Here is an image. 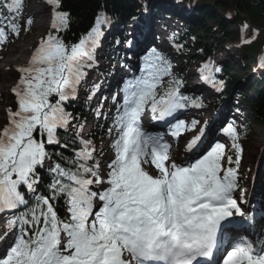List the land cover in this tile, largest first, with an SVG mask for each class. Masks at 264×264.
Masks as SVG:
<instances>
[{
  "label": "snow or ice",
  "instance_id": "1",
  "mask_svg": "<svg viewBox=\"0 0 264 264\" xmlns=\"http://www.w3.org/2000/svg\"><path fill=\"white\" fill-rule=\"evenodd\" d=\"M47 3L53 31L16 69L15 108L6 109L0 126V242L7 244L0 264H264V238L239 232L255 228L257 218L242 208L243 192L235 195L243 148L234 123L221 126L230 147L206 144L205 122L186 145L188 158L178 160L165 134L146 129L143 117L150 113L179 139L200 124L180 114L204 104L182 92V77L152 48L135 71L121 65L131 76L94 109L110 120L108 134L116 133L114 158L102 170L93 140L67 106L82 89L89 101L102 92L104 80L89 85V73L99 66L97 50L111 19L100 13L86 35L68 44L61 33L70 27V13L61 10L62 0ZM24 8V0H0V49L21 35ZM220 71L212 62L199 69L216 92L223 90ZM109 99L114 109L104 112ZM61 132L73 134V155L57 153V162L48 146L61 144Z\"/></svg>",
  "mask_w": 264,
  "mask_h": 264
},
{
  "label": "trees",
  "instance_id": "2",
  "mask_svg": "<svg viewBox=\"0 0 264 264\" xmlns=\"http://www.w3.org/2000/svg\"><path fill=\"white\" fill-rule=\"evenodd\" d=\"M152 1L62 0L61 10L70 13V27L61 35L66 43H76L82 35H86L90 31L95 24L96 17L100 13H106L110 17L112 24L118 19L126 20L128 16L130 18L135 17L140 5L146 9ZM172 2H182L184 6L190 9L188 21L183 26V38L180 39L181 36L179 35L173 40V53H178L189 47L194 52L195 59L202 62V66L206 62H212L221 69L217 73V78L223 81V90L222 92H217L219 96L217 102L220 104L224 103L221 99L234 93L238 78L233 76L230 65H217L214 60V54L235 37L239 38L243 47V56L240 59L238 58L239 61L235 64V67L245 72L252 69L256 70L258 80L264 85V69L259 70L257 68V61L264 57V0H174ZM183 8L178 6L181 13H187ZM157 13L161 14L159 11ZM245 25L248 26L247 29L244 28ZM108 27L104 29V32ZM49 31L53 30L49 28L47 34ZM213 32L218 33L219 40H215L213 44L208 45L204 41L210 35H213ZM246 40L250 42L246 43ZM209 86L213 88L211 85ZM250 89L249 86L247 90L250 92ZM256 95L258 100L245 98V103L251 109L255 118L253 123H244L243 125L242 139L245 141L249 138L251 125L254 127L255 125L264 126V93L256 92ZM82 96L85 98L87 93L82 94ZM238 96L244 98L245 94L238 91L236 97ZM11 108H15V101ZM67 110L78 118L75 123H83L86 119L94 120L95 131L92 138L96 142L108 136L109 120L103 117L98 118L94 113H91L87 109L84 99H77L71 102L67 106ZM60 135L63 137L60 145L48 146V150L53 154L54 160H57V153H60L65 158L73 155V134L69 133L66 135L61 132ZM65 142H67L68 147H63ZM57 162L59 161L57 160ZM41 175L43 180L47 182L48 177L44 173H41ZM242 184L241 188L245 191L247 189L246 183Z\"/></svg>",
  "mask_w": 264,
  "mask_h": 264
},
{
  "label": "rangeland",
  "instance_id": "3",
  "mask_svg": "<svg viewBox=\"0 0 264 264\" xmlns=\"http://www.w3.org/2000/svg\"><path fill=\"white\" fill-rule=\"evenodd\" d=\"M158 7L157 8H163L166 9V5L167 3H169V0H156ZM46 6V14L48 16V23L42 27V29L39 32H35L32 30V25H30V30H24L23 25L25 24L26 21V17L28 16V11L23 12L22 17L20 19V23L22 24V31H21V35L19 36V38H15L12 37L11 39H13V43L15 45H22L23 43L20 41L22 39L23 42H30L32 43V47L30 49V51H28V54L26 56H16L14 59H20L21 62H23L22 64H19L21 62H19V65H16V67H21L24 65H27L30 61V57L34 51V49L38 46L39 44V40H41L42 38L45 37L47 30L49 29V26L51 24V6L47 3V0H30V2L28 3L27 7L31 6V8L33 6L39 5L42 7ZM42 4V5H41ZM180 5V4H179ZM177 4V7L179 6ZM44 6V7H45ZM30 8V9H31ZM156 8V9H157ZM185 9V8H184ZM138 10L142 11L141 5L139 6ZM187 10V8H186ZM169 13H166L170 16H167L169 18H172L171 16L177 17L182 16L183 14L178 13L175 9H173L172 11L169 10ZM187 14V13H185ZM187 16V15H186ZM141 17V16H140ZM183 17V16H182ZM145 17L142 16L140 18V20L135 19V21H131L130 23V27L132 28L131 30H129L128 28L126 29V36L132 33H136V32H140L143 37L146 40L140 41L139 45H141L139 47V49H136V45L134 46V50L137 51V53L140 55L139 56V61L137 62V68L138 66L141 64V57L143 55H145L150 49H152L151 47H149V42L150 44L151 42L154 40V43L156 44V50L159 52H163L164 54L170 56L171 59V63L173 64V71L174 73H176L177 75H183L184 72L187 73V78L185 79L186 82V93H188L189 88H192L193 90L196 89L198 86L197 84H194L193 82L195 81V79L199 80V77L197 74L199 72V67H200V63L199 61H195V54L193 53V51L191 50V48L186 47V51L189 52L187 55L185 54H180L179 56L174 54L171 55V51H169V49H171V43L169 45V43H165L164 39L165 34L163 33H159L157 34V30H161V27L163 25H167L168 27H170L171 29V33L175 34L176 36L182 35L183 32V26L185 25V20L182 21L179 26L178 25H173L172 21L167 19V18H163V19H158V18H152V15L149 14L147 19H144ZM181 18V17H180ZM183 19V18H182ZM42 23V18L39 19L38 15H37V24H41ZM121 23H119L118 27L117 25L115 26V28L117 30L121 29ZM148 24V25H147ZM115 29V30H116ZM145 30H148L152 35H154V37H151V35H147V32ZM235 30V29H233ZM26 31V32H25ZM110 31H108L109 33ZM213 35H210L209 38L207 40H205L204 42H206L208 45H211L215 42V40H219V36L218 33L213 32ZM110 34V33H109ZM125 34V33H124ZM159 35H161V37H158ZM172 37V36H171ZM111 38V36H110ZM181 38H183V36H181ZM180 38V39H181ZM14 39H19L18 41L14 40ZM104 41H102V48L101 51L98 53L100 56H104L103 52H110L111 54L109 55V58H114L115 61L111 64H115V67H120L119 63H120V58H119V47L118 45H116L115 47H113L112 49L107 48L106 46L103 45ZM119 44V43H118ZM147 44V45H146ZM242 43L240 42L238 37H235L228 45H226L225 47H223L222 49H220L219 51H217L216 54H214V58L217 62V64L219 65H230V67L232 68V72H233V76H236L239 80V82H236V89L238 90L239 88L242 89L243 88V92H245L246 96L249 97V93L246 92L245 90V85L248 84L250 81L252 84H254L255 82L252 80L253 78H255L256 76L255 70H249L247 73L243 72L242 70L236 68L235 64L239 61L238 58H242ZM27 49H29L27 47ZM128 51V50H126ZM27 53V52H26ZM106 54V53H105ZM137 54V55H138ZM2 55V54H0ZM24 59V60H23ZM124 60V57H123ZM194 60V63H193ZM6 63V60L1 61L0 60V64ZM195 66V67H193ZM114 67V68H115ZM121 68V67H120ZM258 68H261V65L258 64ZM19 78V72L18 71H14V74L12 76V78H10V81L4 82L2 84H0L1 87H4L6 90L5 94H1L0 93V126H3L6 123V109H8L12 104H13V100L15 99L14 95L11 92V89L16 85L17 81ZM258 82H260V80H258ZM4 84V85H3ZM257 84V83H255ZM0 87V88H1ZM207 93L210 96V99L208 101H203V104L205 105L206 103V108L205 110H197V108L192 107V111L196 113V118L199 119L200 124L197 125L196 130H191V131H187L186 133H184L182 135V137H180L179 139H176L174 143L172 144L173 147L176 146H180L183 149V154L181 156H175L178 160H185L188 158V155L186 154L185 148L188 142H190V140L192 138H194L198 133H199V129L201 127L204 126V123L207 122L208 127L205 129V134L208 137L207 141H205L206 144L208 143H213L214 140V136L216 135L217 131L220 129L222 130V128H220V126H226L224 123L227 121L228 118H231V116H229V111L230 113H233L232 109L234 108V106H236V108H241L244 112H243V117L248 121V122H252L254 121V116L252 115V113H250L248 107H246L243 103L244 100H239L238 98H232V96L234 95L231 94L229 97H225L222 98L221 101H225L227 102V104L220 105L218 103H216L215 98H217L218 96H215V94L210 91L209 89H207L206 87H203ZM85 90V89H84ZM87 93L88 91L85 90ZM231 98V100H230ZM228 100H230L228 102ZM226 105H228V108H223ZM232 105V106H230ZM223 108V109H222ZM235 108V109H236ZM219 109L220 111H217L218 113H214L215 110ZM193 113H186L185 114V118L184 120H188L186 119V117H189V115H191ZM198 114H200V117H198ZM183 119V118H181ZM194 119V118H191ZM74 122V121H73ZM231 122L234 123V125L238 128V131H240L239 129V124L240 121L238 118H234ZM189 123V122H188ZM242 123V120H241ZM224 124V125H223ZM87 129L90 127L89 124L85 123L84 124V129ZM165 134V138L167 140L170 139H174L172 138L169 134L168 131L163 132ZM116 133L114 132L111 136L110 139L108 140H104L103 142H101V147L97 148V152H96V159H98L100 161V166L102 170H106L107 168V164L110 163L111 159L114 158V154L113 153H108L107 152V144L111 143L112 139L115 137ZM218 142V140H217ZM226 145L228 147H230L231 142L229 140L225 141ZM243 148V160L241 163V168H240V172H239V176H240V188L237 190L236 192V196L240 197L241 196V192H243V198L244 201H246V203H242V208L244 209V211L246 213H256L257 215L260 214V212H262L261 214L264 215V210H263V204L262 202L259 204V206L256 204L257 203V197L260 195V193L264 192V126H260V125H255L254 128H251L250 131V135L249 138L244 141V142H239ZM104 159V160H103ZM147 167V166H146ZM246 183L247 186V190L248 193L241 191V184L242 183ZM264 198V195L261 196V200ZM260 200V201H261ZM253 206V209L252 207ZM257 207H261L258 210H254V208ZM250 208L252 210H250ZM255 214V215H256ZM260 216H257V219H259ZM264 227V225H262ZM243 234V233H242ZM3 245H5L4 250L0 249V254H4L6 248H7V244L4 243ZM3 251V252H2Z\"/></svg>",
  "mask_w": 264,
  "mask_h": 264
},
{
  "label": "bare ground",
  "instance_id": "4",
  "mask_svg": "<svg viewBox=\"0 0 264 264\" xmlns=\"http://www.w3.org/2000/svg\"><path fill=\"white\" fill-rule=\"evenodd\" d=\"M43 5H44V3H43ZM44 6L41 7L40 4H39V5L33 6L31 9L28 10V16L26 17V20L29 19V18L32 19V21H33L32 24H31L32 25V30L35 31V32H39L42 29V27H44L48 23V16L46 14V10L47 9H46V6L45 7ZM37 15H38L39 19L42 18V23L40 25L37 24ZM145 31L147 32V35L150 34L151 37H154V35H152L148 30H145ZM154 39H155V37H154ZM23 40L24 39L20 40L23 44L18 46V45H15L13 43V39H11V42L10 43H8L7 45H5L3 49H0V54H2V55H0V60L1 61L6 60V63L0 64V84H2L4 82H7L8 83L10 81V78H12V76L14 74V71L18 68V67H16V65H19V64H22L23 63V62H21L20 59H14V58L17 55L18 56H21V54H22V56H26L28 54L27 47L29 48V46H31L32 43H30V42H23ZM147 43H149V45H151L150 44V41L147 42ZM151 43H154V40ZM140 46L141 45H139V42H138L136 44V49H139ZM19 62H21V63H19ZM0 93L1 94L2 93L3 94L6 93V90H5L4 87H1L0 88ZM186 113H193V114H191V117L194 118V119H197L196 118V116H197L196 113L193 112L192 110L187 109L185 111V113L182 114V115L185 116ZM198 117H200V114H198ZM197 120H199V119H197ZM160 132L163 133V128L160 130ZM175 140L176 139L174 138L173 140H168V141L170 143L174 144V143H177V142H174ZM185 151H186V148H185ZM172 152H173V155L174 156H181L183 154V149L180 146H176V147H173L172 148ZM186 154L188 156L190 155V153H187V152H186ZM147 170H149L150 173H152V174H155V172H156V170L154 169V166H151V165L147 166ZM251 207L253 209V206H251ZM259 208H261V207L254 208L255 212ZM252 209L250 208V210H252ZM257 216L258 215L256 214V218H257ZM257 221L259 222V224L261 226L264 225V222H261L260 217H259V219H257ZM3 231L4 230L0 229V233H2ZM239 232L240 233H243V234H246V235H247V232H248L249 235L251 236L250 229L246 225L244 227H242L241 229H239Z\"/></svg>",
  "mask_w": 264,
  "mask_h": 264
}]
</instances>
